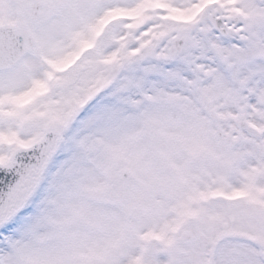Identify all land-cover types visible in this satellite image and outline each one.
<instances>
[{
	"label": "snow or ice",
	"instance_id": "6c2138e0",
	"mask_svg": "<svg viewBox=\"0 0 264 264\" xmlns=\"http://www.w3.org/2000/svg\"><path fill=\"white\" fill-rule=\"evenodd\" d=\"M0 0V264H264V0Z\"/></svg>",
	"mask_w": 264,
	"mask_h": 264
},
{
	"label": "clouds",
	"instance_id": "9594fccd",
	"mask_svg": "<svg viewBox=\"0 0 264 264\" xmlns=\"http://www.w3.org/2000/svg\"><path fill=\"white\" fill-rule=\"evenodd\" d=\"M3 7H4V9L6 11H8V10L14 9L15 8V5L13 3H11V0H9V3H6Z\"/></svg>",
	"mask_w": 264,
	"mask_h": 264
}]
</instances>
